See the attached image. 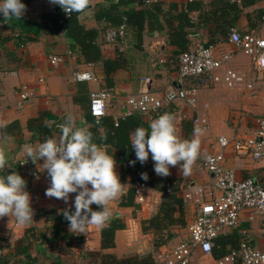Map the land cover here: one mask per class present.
I'll return each instance as SVG.
<instances>
[{
	"label": "crops",
	"instance_id": "crops-1",
	"mask_svg": "<svg viewBox=\"0 0 264 264\" xmlns=\"http://www.w3.org/2000/svg\"><path fill=\"white\" fill-rule=\"evenodd\" d=\"M87 1L91 4V8L80 15V23L88 30L98 31L97 43L101 48L103 59H120L124 64L123 68L111 75L110 83L107 81L103 64L88 63L81 55L77 44L64 29L49 33L42 27L43 15L54 12L57 7L50 0H32L26 6L22 18L16 19L31 20L41 26L38 36L21 35L18 29L12 30L9 28L8 19L0 22V127L13 122H19L21 127L18 134L6 137L0 134V153H3L4 157L3 167L0 169L6 170L18 165L20 161L27 160L39 172L36 178L25 176L29 181L26 191L31 198L33 222L19 225L14 216L0 218V264L27 263L26 258L17 253L18 242L21 239L32 241L28 255L34 258V261L30 264H98L101 254H111L118 259L151 256L156 251L172 249L181 242L187 241L189 239L187 226L195 219L198 207L194 200L184 202L185 195L187 193L194 195L196 189H201L202 200L205 202L219 195L212 175L203 166L205 157L216 152L211 144L212 138L224 136L234 139L252 135L258 120L263 116L264 83L259 85L256 95L243 88L226 89L213 86L201 89L195 106H190L184 101H176L165 106L163 114L167 112L174 115V123L180 139L193 138V119L197 116L207 118L209 129L199 137V153L188 175L180 171L179 165L170 166L169 175L166 177L156 175L151 155L143 164L151 169L157 178L175 179L180 186L178 197L183 201V208L182 213L177 212L175 216L181 217L185 225L172 226L170 232L173 238L161 248L154 246L153 236L142 231L141 223L158 212L163 202V194L149 188V206L139 205L135 199L133 205L127 206L132 185L128 178L124 182L121 180V157L106 147V151L113 155L116 161V172L121 184L124 185L119 197L108 204L111 212L109 219L102 226L88 227L82 234L72 233L68 225L63 226L58 220H51L49 212L51 210L62 212L71 208L76 194H69L67 203L45 195L50 179L46 170L40 167L43 161L34 164L25 150V145L35 148L40 143L39 137L27 130L31 119L45 114L46 123L55 127L54 138L59 141L61 135L59 125L63 124L69 115L74 118L77 127L87 126L90 130L95 126L94 120L92 122L86 119V110L83 108L84 105L89 110L90 93L94 91L104 89L112 91V97L107 101L106 117L110 116L117 120L125 117L121 106L126 98L136 95L141 90L142 79L151 80L148 90L158 99H163L167 91L180 88L177 83L178 59L182 51L177 46L169 44L162 15L182 13L192 2H200L201 9L189 13V17L195 23V29L190 30L188 50H192L197 44H211L221 52L232 51L233 47L228 42L227 36L228 30L232 27L243 34H264L262 26L264 2L260 0H243L245 6L241 8L240 18L229 23L225 22L227 30L225 35H213L214 31L210 25L203 22L204 10L213 0H154L153 4L157 9L153 11L159 16V27L152 26L153 19L149 18L140 38L135 28L127 26L122 21L125 13L141 8L148 9V6H141L137 0L126 4H120L119 1L122 0ZM240 1L242 4V0ZM155 13H152V16H157ZM123 23L126 24L124 40L120 44H106L104 30L107 25L117 26ZM24 37H32L34 40L22 44ZM69 53L72 55L68 56ZM234 53L227 68L250 75L251 59L240 51L235 50ZM50 55L65 57L64 64L58 67L52 66L49 62ZM85 71L94 72L98 81L90 83L73 81L74 73ZM40 79H44V82H40ZM22 84L33 87L36 90V97L31 103L20 108L17 89ZM193 85L194 79L189 78L185 81L184 88ZM83 97L86 101L81 106L75 99ZM50 115L55 120L50 121L48 119ZM135 115L141 117L147 128L154 120L147 114ZM224 166L233 170L239 179L253 178L264 182V161L254 162L251 158L240 157L233 149H229L225 155ZM91 208L99 210L94 204ZM115 220H120L125 228L116 232L115 247L103 250L102 228ZM261 222L263 219L251 220L250 214L244 213L239 227L221 236H234L239 244L244 239L250 240L255 247L264 249V241L260 233ZM30 229L35 232L34 238L30 236L32 233ZM130 232H133V236ZM76 234L80 237L76 238ZM229 249L228 246L229 252L233 250ZM95 253L100 254L97 256ZM217 259L214 255L206 256L196 252L191 264H215Z\"/></svg>",
	"mask_w": 264,
	"mask_h": 264
},
{
	"label": "built area",
	"instance_id": "built-area-1",
	"mask_svg": "<svg viewBox=\"0 0 264 264\" xmlns=\"http://www.w3.org/2000/svg\"><path fill=\"white\" fill-rule=\"evenodd\" d=\"M231 1L241 4L240 0ZM153 2L154 0H145L144 4L148 6ZM262 26L264 27V14ZM125 35V23L117 26L107 25L104 30V42L120 44ZM227 36L233 47L230 52H221L215 46L206 44H197L192 50L182 52L178 59L177 83L180 88L167 91L163 99L151 95L148 90L150 79H142L141 90L136 95L126 98L122 104L123 115L127 117L141 113L156 119L163 114L165 106L176 101H184L190 106H195L199 92L205 87L243 88L256 95L259 85L264 83V34H243L232 27ZM235 50L251 59L250 75L227 68ZM70 55L72 54L69 53L68 56ZM49 62L52 66L58 67L64 64L65 57L50 55ZM189 78L194 79V85L184 88V83ZM73 81L90 83L97 82L98 78L92 71L76 72L73 74ZM40 82H44V79H40ZM17 95L19 107L23 108L35 99L36 90L28 84H22L17 89ZM111 97L112 91L109 89L90 93L89 112L95 124L106 117L107 101ZM193 127L201 128L203 132L207 131L209 129L207 118L195 117ZM212 140L211 144L216 152L205 157L203 166L212 175L219 195L206 202L202 200L201 189H196L194 195L191 193L185 195L184 202L194 200L198 207L195 219L187 226L189 239L172 249L154 252L151 256L155 264H191L196 252L212 256L217 238L238 228L244 213H249L251 220L263 219L260 233L264 241V182L253 178L239 179L233 170L224 166L225 155L229 149H233L240 157L251 158L254 162L264 161V110L252 135L234 139L217 136ZM18 165L24 176L30 178L39 176L31 162L23 160ZM132 188L136 203L149 206V186L137 181ZM130 233L133 236V232ZM75 237L80 236L76 234ZM215 264H264V249H259L250 240L244 239L237 249L218 258Z\"/></svg>",
	"mask_w": 264,
	"mask_h": 264
},
{
	"label": "trees",
	"instance_id": "trees-1",
	"mask_svg": "<svg viewBox=\"0 0 264 264\" xmlns=\"http://www.w3.org/2000/svg\"><path fill=\"white\" fill-rule=\"evenodd\" d=\"M32 0H22V3L27 6ZM141 6H146L145 0H137ZM120 4H126L133 2V0H122L119 1ZM149 6H151L149 8ZM245 6L242 0V4L238 5L237 2L223 1V0H213L205 8L203 13V22L210 25L214 31L213 35L223 34L227 32L225 27V22H231L238 20L241 14V8ZM91 8V4L86 0L85 6L79 12H73L70 14L65 13L60 6L57 5L54 12L45 13L42 19V27L46 29L49 33H55L61 31V29L66 31L67 35L77 44L80 49L81 55L88 63L101 62L105 69V74L107 81L111 82V75L114 74L118 69L123 68L124 64L120 59L110 60L103 59L101 48L97 43L98 31L88 30L80 23V15ZM157 9L154 4L148 5V9H138L125 13L122 22H125L127 26H131L137 30L138 37L142 36L145 30L146 21L151 18L153 19L152 26L158 25L159 16L154 12ZM200 2L190 3L186 11L182 13H177L176 15H170L166 13L162 15L163 24L168 35V42L171 45L177 46L182 52L188 51L190 44V30L195 29V23L189 17V13L192 11L200 10ZM154 10V11H153ZM155 13L157 16H152ZM108 18V17H107ZM0 22H4V18L0 17ZM9 28L15 31V29L20 32L21 35L34 34L39 35V30L41 26L37 25L31 20H20L17 21L15 18L8 19ZM11 24V25H10ZM6 25V26H8ZM194 27V28H193ZM155 28V27H154ZM228 29V28H227ZM211 30V31H212ZM229 31V30H228ZM32 37H24V43L33 41ZM208 46L211 44H207ZM81 106L86 101L85 97L75 99ZM84 110H86L85 116L88 121L93 122V118L90 115L89 110L83 105ZM144 127L143 120L138 115H131L117 120L112 117H105L98 124H95L89 131L93 134V142L101 145L103 144L110 151H114L122 159V171L121 180L129 182L133 185L135 182H142L149 186L150 189L158 191L163 194V202L158 209V212L154 214L150 219L144 220L141 223V229L144 233L151 234L154 240V246L156 248H161L165 246L172 238L173 234L170 232V228L175 225H185V222L181 217H176L177 212L182 213L183 201L178 197L180 190L179 182L172 178H157L153 171L148 167H145L140 162H136L134 165H130V161L136 159L135 153L129 142L130 134L137 128ZM28 131L35 133L39 139L40 143L47 138L55 137V127H52L46 123V115L41 114L38 118L31 119L29 121ZM21 131L19 122H13L6 126L0 127V134L3 137L9 135L18 134ZM19 173L26 180V187L29 186V181L23 175L19 165H15L12 168L1 170L0 174H10L11 172ZM141 173H147L148 179L142 180ZM134 204V191L133 188L129 191V199L126 202L127 206ZM95 205V204H94ZM97 208L98 206L95 205ZM63 212V211H62ZM62 212L58 210H51L49 212V218L51 220H58L60 225H68ZM125 228V225L120 220H115L109 223L107 226L102 228L101 231V246L103 250L112 249L115 247V234L118 230ZM31 237H35V232L33 229ZM29 231V232H30ZM55 235V234H54ZM33 237V238H34ZM55 241H57L55 239ZM32 241L29 239H21L18 242L17 253L22 254L27 263L30 264L34 261V258L28 255V251L31 249ZM230 249H237L239 246L238 239L234 236H220L216 240V244L213 250V255L216 258L223 257L229 253L227 247ZM229 249V250H230ZM100 253H95L99 255ZM100 262L98 264H155L152 256H134L118 259L111 254H101L99 256ZM75 264V263H74Z\"/></svg>",
	"mask_w": 264,
	"mask_h": 264
},
{
	"label": "clouds",
	"instance_id": "clouds-1",
	"mask_svg": "<svg viewBox=\"0 0 264 264\" xmlns=\"http://www.w3.org/2000/svg\"><path fill=\"white\" fill-rule=\"evenodd\" d=\"M67 13L79 12L86 0H50ZM26 6L22 0H0V17L21 19ZM171 113H164L152 120L148 128L137 127L129 136V142L137 161L142 165L149 159L154 162L156 175L166 177L170 166L179 165L188 175L197 159L203 129L194 127L192 139H180ZM60 139L47 138L37 147L25 145L28 158L35 164L43 161L50 184L45 195L68 202L69 194L75 193L72 206L62 214L69 231L84 233L90 226H102L111 216L110 201L117 199L124 185L116 172V161L103 144L93 142V134L87 126L77 127L69 115L59 125ZM4 157L0 153V168ZM147 180V173H141ZM99 210H92L91 205ZM14 216L19 225L33 222L31 198L26 191V180L17 172L0 174V218Z\"/></svg>",
	"mask_w": 264,
	"mask_h": 264
},
{
	"label": "water",
	"instance_id": "water-1",
	"mask_svg": "<svg viewBox=\"0 0 264 264\" xmlns=\"http://www.w3.org/2000/svg\"><path fill=\"white\" fill-rule=\"evenodd\" d=\"M48 119L51 121V120H55V118L52 116V115H50L49 117H48Z\"/></svg>",
	"mask_w": 264,
	"mask_h": 264
}]
</instances>
